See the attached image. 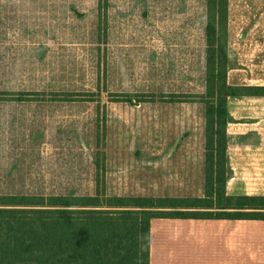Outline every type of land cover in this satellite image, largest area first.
Listing matches in <instances>:
<instances>
[{
    "label": "rangeland",
    "instance_id": "rangeland-1",
    "mask_svg": "<svg viewBox=\"0 0 264 264\" xmlns=\"http://www.w3.org/2000/svg\"><path fill=\"white\" fill-rule=\"evenodd\" d=\"M199 9L101 3L98 16L76 20L75 46L61 49L58 78L43 96L73 91L80 102L45 103L43 132L30 142L25 126L0 127V146L34 147L0 149V195H91L99 182L107 196L202 198L205 106L169 102L205 92ZM125 95L131 101L113 102ZM176 143L189 149H164Z\"/></svg>",
    "mask_w": 264,
    "mask_h": 264
},
{
    "label": "crops",
    "instance_id": "crops-1",
    "mask_svg": "<svg viewBox=\"0 0 264 264\" xmlns=\"http://www.w3.org/2000/svg\"><path fill=\"white\" fill-rule=\"evenodd\" d=\"M101 3L174 6L179 12L195 6L207 20V0H0V89L10 92L0 102V127L21 133L25 126L30 142L43 132L45 103H76L75 97L62 96L76 92L64 90L45 102V86L58 78L61 49L75 46L69 36L76 20L98 16ZM226 21L227 84L264 88V0H227ZM61 23H66L62 29ZM227 111L226 193L264 197V96H231ZM1 148L34 147L7 142ZM178 148L188 150L189 144L164 149ZM149 263L264 264V220H153Z\"/></svg>",
    "mask_w": 264,
    "mask_h": 264
},
{
    "label": "trees",
    "instance_id": "trees-1",
    "mask_svg": "<svg viewBox=\"0 0 264 264\" xmlns=\"http://www.w3.org/2000/svg\"><path fill=\"white\" fill-rule=\"evenodd\" d=\"M226 15L227 0H207L204 94L169 99L205 106L203 197L107 196L99 182L91 195H0V264H150L153 220H264V197L226 193L227 99L264 96L227 84ZM121 98L113 102L131 101Z\"/></svg>",
    "mask_w": 264,
    "mask_h": 264
}]
</instances>
